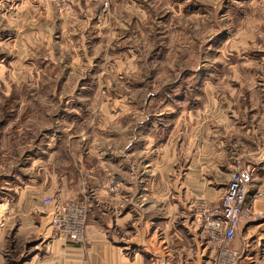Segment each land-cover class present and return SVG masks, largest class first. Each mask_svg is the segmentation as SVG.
<instances>
[{"label":"crops","instance_id":"crops-1","mask_svg":"<svg viewBox=\"0 0 264 264\" xmlns=\"http://www.w3.org/2000/svg\"><path fill=\"white\" fill-rule=\"evenodd\" d=\"M28 1L20 7L24 0H0L3 19L18 15L14 25L2 28L4 39L12 40L5 41L11 45V57L0 62V69L9 63L12 80L18 82L35 77L25 75L35 67L25 56L46 41L48 52L61 61L62 52L87 45L99 57L93 62L100 69L91 71L92 84L101 81L98 71L118 68L126 73L103 76L110 85L140 80L142 61L156 42L154 37L172 36L171 13L164 7L157 10L154 0H73L75 11L67 16L54 9L43 16L37 13L39 1ZM104 1H111L107 12L106 6L102 8ZM5 3L18 4L9 9ZM214 4L224 5L219 17L233 21L242 16L244 25L235 30L228 26L225 37L214 44L212 92L203 94L204 101L200 99L193 108L184 110L188 104L182 103L178 108L182 111L173 117L176 121L167 126L161 140L154 137L161 136L163 129L143 124L129 139L110 135L113 125L123 132L119 124L130 114L124 108L115 112L100 88L83 92L88 78L77 77L74 92L64 101L66 115L67 108L82 112L80 123L68 125L70 130L80 128L81 135L67 144H87L96 148L97 155L92 158L91 151H86L72 159L77 174L66 167L63 173L47 175L45 165L14 184L16 188L9 187L10 194L0 199V264H212L213 252L195 219L194 207L203 200L219 203L227 181L244 166L252 172L248 201L255 220L241 227L242 236L234 245L241 253L238 264H264V0H214ZM236 8H243L244 14L235 15ZM32 22L37 26L32 27ZM72 60L71 66L79 62L82 69L91 68L85 63L88 58ZM82 97L90 102L104 99L92 123L90 112L81 108ZM171 111L177 112L167 110L168 117ZM63 124L57 125L59 130ZM94 130L96 140L89 136ZM46 144V151L52 153L63 141L58 140L55 149ZM53 157L50 154L48 161ZM87 160L96 165L93 172L85 170ZM83 170L87 186L81 184L86 178ZM15 195L17 203L11 204ZM48 196L57 201L89 197L85 242L65 239L52 225L55 204L42 201Z\"/></svg>","mask_w":264,"mask_h":264},{"label":"rangeland","instance_id":"rangeland-1","mask_svg":"<svg viewBox=\"0 0 264 264\" xmlns=\"http://www.w3.org/2000/svg\"><path fill=\"white\" fill-rule=\"evenodd\" d=\"M31 1L35 2V0ZM38 1L37 13L43 16L50 15L52 9L57 14L65 16L71 15L75 11L73 0ZM154 1L157 10L162 11V7H164L165 11L169 10L171 13L172 36L160 44L158 43V37H154L156 42L142 61L145 72L143 78L141 80L133 78L119 86H116L114 83L110 85V82L104 79L107 74L120 76L119 71L122 73L126 72L120 68L116 69L115 72L110 70L102 72L100 70L97 72V77L98 75H102L100 76L102 77L101 81L97 79L98 83L93 84L91 81V86L82 90L83 92H90L94 88H100L102 92L107 93L108 99L106 102L112 104V109L115 112H120L121 108L127 110L125 114H130V116L126 117L119 124L124 128V130H121L123 132H120L119 128L115 127V125L110 130V135L121 134L119 138L122 140L129 139L131 134L135 132L137 125L146 123L152 115H158L160 121L166 125V127L158 128L164 130L163 134L154 137V139L161 140L164 137L167 126L176 121L177 116L182 110H177L174 115V117L176 116L175 119H171V116L162 118V115L167 110L177 109L180 103H172L170 107L161 108L162 101L156 100L153 95L158 93L164 84L178 82L188 67L200 68L201 66H205L206 70H210L211 73L208 76V80L199 79L201 85L197 90L191 91L190 98L186 101L188 107L184 108V110L195 107L200 99L204 101L202 95L211 93V89L214 87V44L205 54L207 42L218 32H221L223 28L229 26L235 30L244 25L242 16L233 21L219 17L218 11L220 10L218 9V4L214 8V0ZM191 1L194 3H198L199 1L201 9L189 11L188 3ZM27 3L29 1L24 0L20 7L25 6ZM17 4L11 3L6 5L5 3L4 6H8L11 9V7H16ZM105 6L107 12L112 7L111 1H104L102 8ZM13 9L5 11L7 14L4 15L8 16ZM248 11L249 8H247V13H249ZM195 12L197 13L195 15L189 14ZM239 12L242 14L243 8H236L235 15ZM205 13L208 15L206 16ZM17 21L18 15L12 14L11 19L7 20L3 19L0 14V31L2 28L8 26V24L14 25ZM161 21L159 22L161 23ZM30 25L32 27L37 26L35 22H32ZM5 39L0 40V52L7 55L11 52V45H6V43L11 42L12 39ZM164 44H167L169 50L161 58H157L156 61L152 60L151 56L157 57L158 55V51H156L158 46ZM46 46L47 41L43 47L34 48L29 57L25 56V59L35 65V67L32 66L30 68L29 73L25 74L35 76L32 80L27 82L12 80L13 78L8 68L9 63L3 64L6 67L0 69V199L10 194L9 187L11 185L27 180L29 176H34L35 173L43 170L45 165L46 169L44 172L47 175L52 172L55 174L63 173L66 167L74 175L79 170L78 168H73L77 163L72 165V159L80 158L78 156L84 155L86 151H91L92 158L97 155L96 148L90 147L87 144L82 146L67 144L69 140L71 142L76 141L78 138L76 136L81 135L80 128L70 130L68 125L73 123L75 126L80 123L82 112L79 110L77 111L79 114H77L76 112H70V109L67 108L69 115H66V112L61 111L64 107L65 98L74 92L73 90L76 87L74 82L77 77L88 75V71L82 69L79 62H75L73 66L70 65L73 61L72 58L78 59V61L88 58L89 60L85 61V63L93 68V62L98 60L99 57L93 56L92 51L88 49L87 45H84L83 49L79 51L78 46H75L69 52H62L61 61L52 57L51 51L48 52L50 47L46 48ZM145 60H147V63ZM201 62L202 65L199 66ZM95 69L99 70L100 66L98 65ZM30 76H27L26 80ZM187 79L184 81H187ZM193 86L194 81L188 80L187 87L193 89ZM82 99L85 100V104L81 108L90 112L88 118L90 123H92L95 121L94 113L104 103V99L96 100L95 102H90V100L84 97ZM58 117L62 118L59 119ZM61 123L64 124L61 130H59L57 125ZM86 124H89L88 120ZM127 125L128 127H126ZM51 128L56 131L53 132ZM95 132L96 130L92 131L89 135L93 140L99 137H95ZM144 136H147V134H144ZM58 140L63 141L62 146L57 150H52V153L46 151L47 141L55 149ZM50 154H54V157L48 161ZM85 165L86 171L91 170L93 172L96 168V165H92L89 160H87ZM85 170H83L84 175L86 174ZM85 177H83L81 184L87 186L89 184L87 174ZM14 186L16 188L17 185ZM88 194L90 193L88 192ZM88 199L89 197H85L82 201L76 200L86 206L87 212L91 210ZM10 202L11 204L17 203L16 195ZM241 236L240 230L236 240L241 238Z\"/></svg>","mask_w":264,"mask_h":264},{"label":"built area","instance_id":"built-area-1","mask_svg":"<svg viewBox=\"0 0 264 264\" xmlns=\"http://www.w3.org/2000/svg\"><path fill=\"white\" fill-rule=\"evenodd\" d=\"M252 172L241 167L227 181L225 193L219 203L206 200L195 207V219L201 223L202 233L213 252L212 264H237L240 249L234 245L238 232L255 220V212L249 203V184ZM43 205L55 204L52 225L65 238L83 243L87 237L88 212L77 201H57L55 196L45 197Z\"/></svg>","mask_w":264,"mask_h":264},{"label":"trees","instance_id":"trees-1","mask_svg":"<svg viewBox=\"0 0 264 264\" xmlns=\"http://www.w3.org/2000/svg\"><path fill=\"white\" fill-rule=\"evenodd\" d=\"M215 6H216V4H214V8H215ZM188 7H189V11H191L192 9H201V5H200L199 1H198V3H194L193 1H191L190 3H188ZM218 7H219L218 9L220 10V11H218L219 15H220V14H222L223 10H225L224 5H221ZM205 15L207 16L208 14L205 13ZM226 32H227V29L223 28L221 30V32H218L211 39H209V41L206 44L205 54L207 53L208 50H210L212 48L213 44H216L218 41H220L221 39H223L225 37ZM5 37L6 36L4 35V29H1L0 40H3ZM164 41H165V39H159L158 43L160 44L161 42H164ZM166 48H167V44L159 45L157 50H156V51H158V55H157V57L151 56L152 60L156 61L157 58H161L164 55V53L166 52L165 51ZM10 56H11L10 54L5 55V53L2 54L0 52V62H7L8 61L7 59H10ZM147 60H149V59H147ZM147 60H145L146 63H147ZM201 65H202V62L199 66H201ZM93 70H95V67H93V68L91 67L88 70V75L86 76L88 78V81L83 84L82 90L91 86L89 83L92 81L91 71H93ZM205 72H207L205 66H201L200 68L188 67L183 72V75L178 82L164 84L161 87L160 91L158 93H155L153 96L156 100L162 101V104L160 105L161 108L172 106V103H176V104L180 103V105H179V107H180L182 105V103L186 102L190 98L191 91L197 90L200 87L201 82L199 81V79L202 80L200 78V76H203V74ZM144 74H145V72H144ZM185 79H187V81H184ZM188 80L194 81V86L192 87L193 89H189L187 87ZM63 106L64 107H63L61 112H66L65 101H64ZM178 108L176 110H178ZM174 112L175 111L170 112L171 113V119H173V117L175 115ZM168 114H169L168 112H165L162 115V118H165ZM143 125L147 126L148 128H153V129L157 128V126H159L160 128L166 127V125L160 121V118L158 115H152L151 117H149L148 121L146 123H144ZM167 129H168V127H167ZM51 130L53 132L56 131V130H53L52 128H51ZM154 133H157V131ZM142 134L144 135L145 133H142ZM126 170H128V169H126Z\"/></svg>","mask_w":264,"mask_h":264},{"label":"bare ground","instance_id":"bare-ground-1","mask_svg":"<svg viewBox=\"0 0 264 264\" xmlns=\"http://www.w3.org/2000/svg\"><path fill=\"white\" fill-rule=\"evenodd\" d=\"M209 72H211L210 70H208L207 72H205L203 74V76H200L201 79H206L207 75L209 74Z\"/></svg>","mask_w":264,"mask_h":264}]
</instances>
